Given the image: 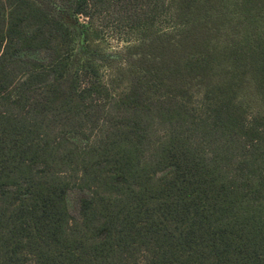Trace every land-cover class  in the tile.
<instances>
[{
    "label": "trees",
    "instance_id": "16d2710c",
    "mask_svg": "<svg viewBox=\"0 0 264 264\" xmlns=\"http://www.w3.org/2000/svg\"><path fill=\"white\" fill-rule=\"evenodd\" d=\"M0 264H264V0H0Z\"/></svg>",
    "mask_w": 264,
    "mask_h": 264
},
{
    "label": "rangeland",
    "instance_id": "374dc122",
    "mask_svg": "<svg viewBox=\"0 0 264 264\" xmlns=\"http://www.w3.org/2000/svg\"><path fill=\"white\" fill-rule=\"evenodd\" d=\"M132 15L122 9L121 4H112L109 7L103 5L92 10L89 18L81 17L82 23L100 27L103 33L105 53L108 55L118 52L122 47L134 40L135 31L129 27ZM108 71H104L108 78ZM165 135L164 128L160 125L155 127L153 139L158 140Z\"/></svg>",
    "mask_w": 264,
    "mask_h": 264
}]
</instances>
